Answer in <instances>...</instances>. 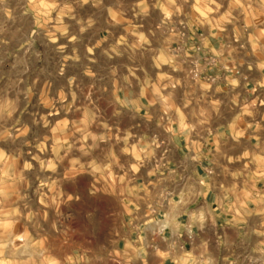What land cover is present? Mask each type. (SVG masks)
Instances as JSON below:
<instances>
[{
  "label": "clouds",
  "instance_id": "clouds-1",
  "mask_svg": "<svg viewBox=\"0 0 264 264\" xmlns=\"http://www.w3.org/2000/svg\"><path fill=\"white\" fill-rule=\"evenodd\" d=\"M0 264H264V0H0Z\"/></svg>",
  "mask_w": 264,
  "mask_h": 264
},
{
  "label": "rangeland",
  "instance_id": "rangeland-1",
  "mask_svg": "<svg viewBox=\"0 0 264 264\" xmlns=\"http://www.w3.org/2000/svg\"><path fill=\"white\" fill-rule=\"evenodd\" d=\"M80 219H81V221L83 222V217H81Z\"/></svg>",
  "mask_w": 264,
  "mask_h": 264
},
{
  "label": "crops",
  "instance_id": "crops-1",
  "mask_svg": "<svg viewBox=\"0 0 264 264\" xmlns=\"http://www.w3.org/2000/svg\"><path fill=\"white\" fill-rule=\"evenodd\" d=\"M211 199V198H210Z\"/></svg>",
  "mask_w": 264,
  "mask_h": 264
}]
</instances>
